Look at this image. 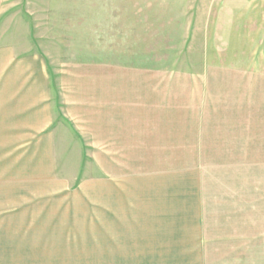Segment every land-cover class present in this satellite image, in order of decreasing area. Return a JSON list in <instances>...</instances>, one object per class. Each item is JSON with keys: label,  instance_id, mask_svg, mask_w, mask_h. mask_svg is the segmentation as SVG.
<instances>
[{"label": "crops", "instance_id": "1", "mask_svg": "<svg viewBox=\"0 0 264 264\" xmlns=\"http://www.w3.org/2000/svg\"><path fill=\"white\" fill-rule=\"evenodd\" d=\"M47 63L15 36L10 0H0V166L10 177V214L81 180L63 153L67 128L78 157L102 159L104 212L24 214L28 228L0 229V264H256L264 214H256L248 160L254 134L233 129L222 105H143L135 91L112 93L107 71L101 104L91 75L64 91L68 75L58 73L56 105Z\"/></svg>", "mask_w": 264, "mask_h": 264}, {"label": "rangeland", "instance_id": "2", "mask_svg": "<svg viewBox=\"0 0 264 264\" xmlns=\"http://www.w3.org/2000/svg\"><path fill=\"white\" fill-rule=\"evenodd\" d=\"M10 29L47 56L56 105L61 100L58 73L68 75L62 79L64 91L69 82L82 89L91 75L101 104L106 71L112 93L126 90L133 97L135 91L143 105H222L218 114L235 124L233 129L241 133L244 127L254 134V154L248 160L254 166L256 214H264V0H10ZM63 137L73 172L79 168L81 180H95L29 198L30 206L19 204L10 214V177L2 164L0 229L28 228L32 223L22 221L27 213L104 212L103 184L97 177L102 159L78 157L77 138L71 141L69 128ZM5 150L6 143H0V156ZM5 162L0 157V164ZM70 171V166L64 168V174ZM61 224L70 228L68 222ZM255 257L256 264L264 259Z\"/></svg>", "mask_w": 264, "mask_h": 264}]
</instances>
